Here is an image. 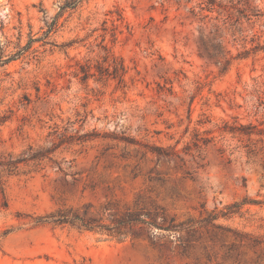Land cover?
Instances as JSON below:
<instances>
[{
	"label": "rangeland",
	"instance_id": "rangeland-1",
	"mask_svg": "<svg viewBox=\"0 0 264 264\" xmlns=\"http://www.w3.org/2000/svg\"><path fill=\"white\" fill-rule=\"evenodd\" d=\"M59 1L0 0V56L39 39L0 66V264H264V0H86L45 41Z\"/></svg>",
	"mask_w": 264,
	"mask_h": 264
},
{
	"label": "trees",
	"instance_id": "trees-1",
	"mask_svg": "<svg viewBox=\"0 0 264 264\" xmlns=\"http://www.w3.org/2000/svg\"><path fill=\"white\" fill-rule=\"evenodd\" d=\"M86 0H61L58 3V10L55 16L48 22H45V31L43 32V40L46 41V39L49 37V35L56 31L57 23L59 18L63 17L65 14H70L73 12L82 2ZM35 41H39V39H29L26 46L20 48L12 57L8 59H3L2 56H0V66L8 63L11 60L17 59L21 57L31 46V44ZM89 67L88 66H82L81 73H82V80H86L89 76ZM98 71L100 74L106 72V74H109L107 69H101L98 68ZM113 75L116 76V70H114Z\"/></svg>",
	"mask_w": 264,
	"mask_h": 264
}]
</instances>
